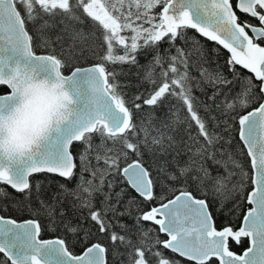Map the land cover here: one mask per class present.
Masks as SVG:
<instances>
[{"label": "snow or ice", "instance_id": "6c2138e0", "mask_svg": "<svg viewBox=\"0 0 264 264\" xmlns=\"http://www.w3.org/2000/svg\"><path fill=\"white\" fill-rule=\"evenodd\" d=\"M7 188L0 264H264V0H0Z\"/></svg>", "mask_w": 264, "mask_h": 264}, {"label": "trees", "instance_id": "16d2710c", "mask_svg": "<svg viewBox=\"0 0 264 264\" xmlns=\"http://www.w3.org/2000/svg\"><path fill=\"white\" fill-rule=\"evenodd\" d=\"M189 35H193V33L190 32ZM198 39L201 40V42L205 45L206 49L211 50V49L217 47L214 43L207 42L203 38L198 37ZM227 55L228 54H227L226 50H221V54H220V57H219V63L221 65H223L224 60L226 59ZM89 63H90V61H89ZM144 63H145V59L143 57H141V64H144ZM82 66H84V65H82ZM213 66H215V65H213ZM132 71L133 72H137L138 70L137 69H133ZM124 79H125V77L122 76L121 80H124ZM147 87H149V86L148 85H144V88H147ZM5 91H6V89H5ZM197 95H199V93H197ZM41 179H43V177H41ZM6 190L10 193V197L8 199H0V213L2 215H4V216L13 217V218L18 219V220L28 219L29 218V214L27 212L18 211L16 209V207L14 206V202H13L12 198L15 197L18 200V199H21V197H19V195L16 194L10 188H7ZM44 223H47V221L45 220ZM58 235H62V233L61 232H53L51 230H46L43 233V238L56 237ZM68 238L71 239L70 236ZM247 247H248V241L246 239L239 246L233 244V250L236 251L237 253H240V254ZM74 250L76 252H79L80 251L79 246L77 245Z\"/></svg>", "mask_w": 264, "mask_h": 264}, {"label": "water", "instance_id": "95a60500", "mask_svg": "<svg viewBox=\"0 0 264 264\" xmlns=\"http://www.w3.org/2000/svg\"><path fill=\"white\" fill-rule=\"evenodd\" d=\"M0 215H2L1 213H0ZM6 217H8V216H6ZM13 218V217H12ZM18 220V219H17ZM25 220V219H24ZM18 221H23V220H18ZM51 238H54V237H51ZM51 238H44V239H51ZM238 254H240V253H238ZM242 254V253H241Z\"/></svg>", "mask_w": 264, "mask_h": 264}]
</instances>
